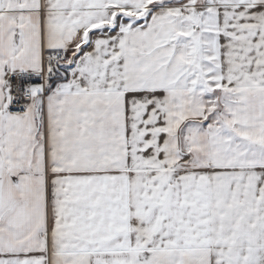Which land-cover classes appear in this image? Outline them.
Instances as JSON below:
<instances>
[{
  "label": "snow or ice",
  "instance_id": "6c2138e0",
  "mask_svg": "<svg viewBox=\"0 0 264 264\" xmlns=\"http://www.w3.org/2000/svg\"><path fill=\"white\" fill-rule=\"evenodd\" d=\"M0 264H264V0H0Z\"/></svg>",
  "mask_w": 264,
  "mask_h": 264
}]
</instances>
